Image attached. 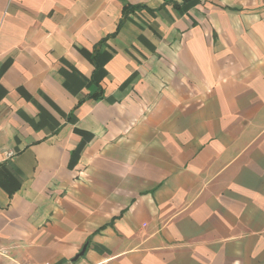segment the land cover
Returning a JSON list of instances; mask_svg holds the SVG:
<instances>
[{"label":"crops","instance_id":"obj_1","mask_svg":"<svg viewBox=\"0 0 264 264\" xmlns=\"http://www.w3.org/2000/svg\"><path fill=\"white\" fill-rule=\"evenodd\" d=\"M0 264H264V0H0Z\"/></svg>","mask_w":264,"mask_h":264},{"label":"built area","instance_id":"obj_2","mask_svg":"<svg viewBox=\"0 0 264 264\" xmlns=\"http://www.w3.org/2000/svg\"><path fill=\"white\" fill-rule=\"evenodd\" d=\"M15 154L14 150L7 151V156L12 157Z\"/></svg>","mask_w":264,"mask_h":264},{"label":"water","instance_id":"obj_3","mask_svg":"<svg viewBox=\"0 0 264 264\" xmlns=\"http://www.w3.org/2000/svg\"><path fill=\"white\" fill-rule=\"evenodd\" d=\"M85 249H86V246H84L83 250H82V251L76 256V259H77L79 256H81V255L84 254Z\"/></svg>","mask_w":264,"mask_h":264}]
</instances>
